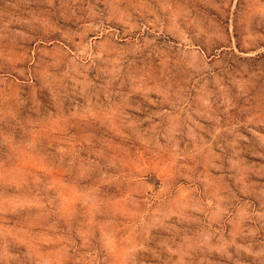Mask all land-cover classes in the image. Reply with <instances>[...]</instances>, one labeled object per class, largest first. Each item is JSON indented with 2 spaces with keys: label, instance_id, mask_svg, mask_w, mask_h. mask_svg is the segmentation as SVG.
Instances as JSON below:
<instances>
[{
  "label": "rangeland",
  "instance_id": "374dc122",
  "mask_svg": "<svg viewBox=\"0 0 264 264\" xmlns=\"http://www.w3.org/2000/svg\"><path fill=\"white\" fill-rule=\"evenodd\" d=\"M0 264H264V0H0Z\"/></svg>",
  "mask_w": 264,
  "mask_h": 264
}]
</instances>
